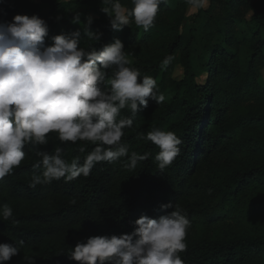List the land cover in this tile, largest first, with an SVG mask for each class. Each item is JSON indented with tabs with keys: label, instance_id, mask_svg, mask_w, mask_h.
Segmentation results:
<instances>
[{
	"label": "clouds",
	"instance_id": "clouds-1",
	"mask_svg": "<svg viewBox=\"0 0 264 264\" xmlns=\"http://www.w3.org/2000/svg\"><path fill=\"white\" fill-rule=\"evenodd\" d=\"M168 0H131L132 7L120 0H102L101 8L111 29L122 31L134 21L147 31L156 18L159 6ZM189 7L202 8L207 0H186ZM59 20L60 17H57ZM94 18L89 15L81 22L80 14L71 23L81 25L88 41H99L102 33L93 32ZM46 21L38 15L17 14L9 22L0 20V179L11 175L25 160V147L32 145L36 163L30 187L51 184L63 178L65 182L81 176L88 177L100 162H116L127 157V167L135 169L138 161L148 158L132 152L122 138L131 128L133 117L146 109L149 101L163 103L156 79L142 75L132 66L133 61L120 39L97 50L81 46L80 29L51 37ZM174 57L166 56L162 67ZM129 109L131 116H122ZM50 133L61 145L78 141L94 145L81 163L79 157L69 162L65 148L56 146L44 150ZM138 139H147L159 148L155 156L158 167L165 170L180 154L181 139L173 131L152 128ZM81 152L85 148L79 149ZM76 204V199L70 201ZM173 208L158 219L142 215L136 219L130 234L119 236H91L78 241L70 258L79 264H185L181 253L190 220L178 204H162L161 210ZM13 209L0 205V218L9 220ZM13 222H15L13 220ZM23 240L15 244L0 243V264H7L21 251ZM23 264H35L31 256L23 257Z\"/></svg>",
	"mask_w": 264,
	"mask_h": 264
},
{
	"label": "trees",
	"instance_id": "trees-1",
	"mask_svg": "<svg viewBox=\"0 0 264 264\" xmlns=\"http://www.w3.org/2000/svg\"><path fill=\"white\" fill-rule=\"evenodd\" d=\"M120 2L132 7L131 0ZM73 4L98 12H102L101 8L106 6L102 0H73L62 4L52 2L49 12L33 4H25L24 9L29 16L35 14L44 19L50 31L55 25L57 13ZM161 7L153 23L158 20ZM253 21L256 28L260 27L264 23V10ZM91 30L102 33L101 38L99 41L87 40L83 47L94 46L97 50L112 43L116 32L111 29L105 13L94 20ZM51 37L46 38L45 46L52 45L53 41L49 40ZM135 42L136 34L128 35L127 43L133 45ZM182 44L183 39L177 36L171 42L168 53L159 60L138 55L139 60L132 66L138 68L142 75L158 81L163 60L169 55L174 57ZM192 48V42L189 41L181 61L184 79L174 84L171 97L159 109L154 105L160 104L150 100L148 107L133 117L132 127L124 130L122 140L128 145L129 156L132 152L140 155L149 153L147 159L137 162L135 169L127 167L129 161L124 157L112 163H98L88 177L81 176L70 182L61 178L51 184L32 188L29 185L33 172H42V169H33L37 159L32 151L33 146L25 147V160L11 175L0 179V205L8 204L13 209L11 219L0 218V243L24 241L20 253L7 264H23L24 256L33 257L35 264H79L70 258L78 241H86L91 236L130 234L134 230L133 222L142 215L158 219L174 210H161L162 204H178L190 220L200 211L189 198L197 190L193 177L200 155L208 154L207 163L211 154L217 155L223 151L236 153L238 145L240 151L246 149L253 154L264 150V139L261 137L241 139L240 143H235V136L239 132L256 123L264 125V112L248 113L226 122L225 111L221 109L222 101L216 96L212 98L206 87L195 83ZM263 51L264 36H260L252 52L254 56H261ZM171 65L172 62L169 68ZM221 71L225 79L242 94H250L251 79L255 73L254 61L249 63L242 76L226 64ZM212 106L219 110L211 124H208ZM124 112L125 116H131L129 109H124ZM152 128L173 131L182 141L180 154L163 171L155 160L159 148L147 139L137 138L138 133L146 135ZM49 135V144L37 147H44L49 152L56 146L64 147V158L69 162L79 157L82 163L94 148V145L83 141L61 145L55 133ZM81 147L85 148L84 152L79 150ZM256 188H264V162L233 171L220 191L237 200L247 199L251 207H264V195H247L249 190ZM72 199H76V204L70 203ZM185 242L187 249L181 253L185 264H264L263 234L196 242L188 231Z\"/></svg>",
	"mask_w": 264,
	"mask_h": 264
},
{
	"label": "rangeland",
	"instance_id": "rangeland-1",
	"mask_svg": "<svg viewBox=\"0 0 264 264\" xmlns=\"http://www.w3.org/2000/svg\"><path fill=\"white\" fill-rule=\"evenodd\" d=\"M70 1L73 0H0V20L10 22L17 14L28 15L24 9L25 4H33L49 12L52 2L62 4ZM161 5L158 20L147 31L130 21L122 31L114 33L112 43L115 39H120L134 64L139 60L138 55L159 60L168 53L173 39L181 37L183 44L175 54L171 68L169 65L161 66L157 81L160 92L169 99L173 94L174 84L184 79L181 61L188 42L191 41L195 83L206 87L212 98L216 96L222 101L225 121L237 120L248 113H263L264 51L261 56H254L252 48L257 38L264 36V23L256 28L253 21L264 10V0H207L201 11L189 7L186 0H168ZM77 13L80 14L82 23L89 15L96 20L104 14L89 7L69 5L57 13L49 36L80 29L83 47L87 40L81 25L71 23L72 14ZM132 33L136 34V42L129 45L127 37ZM251 61L255 62V73L251 79L250 94L244 95L225 79L221 69L226 64L242 76ZM154 106L159 109L163 104ZM210 110L208 124H211L219 108L212 106ZM121 114L125 116L124 110ZM259 137L264 139V125L256 123L239 132L235 136V143H240L241 139L252 140ZM242 150L238 145L234 154L225 151L217 155L211 154L207 163L205 160L208 154L199 156L193 177L197 190L189 195L190 201L200 210L190 218L191 227L188 230L196 242L264 235V207H251L247 199L237 200L220 191L233 171L264 162V150L254 154L246 149ZM258 194L264 195V188L247 192L248 196Z\"/></svg>",
	"mask_w": 264,
	"mask_h": 264
}]
</instances>
